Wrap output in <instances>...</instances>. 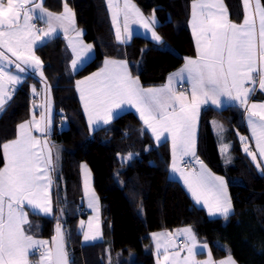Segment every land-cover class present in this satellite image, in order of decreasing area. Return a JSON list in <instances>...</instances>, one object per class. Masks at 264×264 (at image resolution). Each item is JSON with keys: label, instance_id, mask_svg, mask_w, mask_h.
Listing matches in <instances>:
<instances>
[{"label": "trees", "instance_id": "1", "mask_svg": "<svg viewBox=\"0 0 264 264\" xmlns=\"http://www.w3.org/2000/svg\"><path fill=\"white\" fill-rule=\"evenodd\" d=\"M133 1L146 15L155 13L159 35L180 57L195 55L189 28L192 0ZM224 1L231 19L241 22V0ZM66 2L75 13L78 28L84 31L85 41L93 44L96 52L92 60L73 73L69 69L71 53L62 36L36 49L55 110L51 139L58 145L53 170V215H33L39 236L53 241L56 225L61 222L70 264H156L150 234L191 226L197 239L209 245L214 259L230 254L239 264H264V174L242 150V110L206 107L201 114L198 155L214 173L225 177L234 208L226 219H211L195 205L181 183L169 177L168 141L156 144L132 112L90 132L75 90L76 80L98 70L106 58L126 59L143 87L159 86L173 69L166 50L141 35L121 44L106 0ZM43 4L60 13L65 0H44ZM40 85L39 79L28 75L2 109L0 145L15 138L18 125L28 120L32 88L40 89ZM60 121L65 123L64 128L60 129ZM213 121L226 128L225 137L234 155L227 165L221 158ZM130 153L133 158L124 160ZM82 162L92 171L108 235L107 240L91 244L81 241L80 224L86 216L79 215V209L84 207ZM3 165L0 147V169Z\"/></svg>", "mask_w": 264, "mask_h": 264}, {"label": "snow or ice", "instance_id": "2", "mask_svg": "<svg viewBox=\"0 0 264 264\" xmlns=\"http://www.w3.org/2000/svg\"><path fill=\"white\" fill-rule=\"evenodd\" d=\"M242 3L244 19L236 24L230 21L222 0H192L191 24L196 37L197 58H186L183 68L170 75L168 84L163 87L143 88L139 79L131 76L127 63L118 60H105L99 72L77 81L90 127L110 123L114 109L134 107L157 143L171 138L172 171L183 177L197 203L203 202L210 214L219 213L225 219L232 210L227 184L195 157V128L201 104L219 106L221 97L227 98V101H238L248 113V124L258 150H251L247 138L241 137L243 151L258 169L261 168L257 155L264 158V103L249 106L248 101L257 83L264 90V5L261 0H242ZM107 4L116 26V37L121 42L131 39L130 23L150 30L152 40H162L154 30L157 24L154 12L151 18H145L131 0H123L122 3L121 0H107ZM121 18L125 33L123 37ZM33 21L44 22L47 30L37 28ZM58 28L65 35L70 29L76 33V39H70L69 44L75 55L71 65L77 70L78 63H84L82 57H87L91 52L92 45L84 44L79 39L82 32L76 30L75 13L67 6L66 0L64 11L59 15L48 12L43 7V0H0V65H3L0 66V110L11 99L13 89L8 85L22 82L20 75L8 69L14 66L18 73L32 69L43 77V62L34 54V46L37 41L51 38ZM5 50L11 56L6 55ZM185 78L191 84V99L173 87L174 80L183 81ZM50 124V117H46L44 111H41L39 120L33 114L31 121L18 126L19 136L16 140L0 145L7 161L0 169V264H29L30 252L34 255V250L38 248L42 249V264H68L59 224L53 241L54 250L48 247V241L34 240L23 227L28 223L25 205L30 206L34 214L52 212L49 197L51 152L49 149L45 155L40 148L41 141L33 135V131L41 134L47 132ZM217 128L223 131L222 125H217ZM227 149L225 145L222 151L226 152ZM184 156L195 158L199 169L189 171L178 167V161ZM132 158L133 154L130 153L123 159ZM84 167L87 175V166ZM97 200L94 191L91 192L89 207L95 208ZM81 227H84L83 221ZM83 235L85 241L96 240L100 235L98 218L95 225L89 221ZM162 235L170 236L161 233L154 234L153 238L157 240L158 252L163 247V260L167 264L170 260L169 247L159 243ZM177 235L183 236L191 246L186 245L187 256L183 259L180 258L179 249L171 254V264H199L194 259L196 237L192 229L177 230ZM204 264H213V261L209 259ZM220 264H235V261L229 256Z\"/></svg>", "mask_w": 264, "mask_h": 264}, {"label": "crops", "instance_id": "3", "mask_svg": "<svg viewBox=\"0 0 264 264\" xmlns=\"http://www.w3.org/2000/svg\"><path fill=\"white\" fill-rule=\"evenodd\" d=\"M43 1H44V0H43ZM106 1H107V0H106ZM222 2H223V5L225 6V8H226V10H227V12H228V15H229V19H230V21L233 22V23H236V22H234V21L231 19V17H230V12H229V9H228V7H227L225 1L222 0ZM241 4H242V8H243V19H244L245 9H244V6H243V3H242V0H241ZM261 4L263 5L262 0H261ZM64 5H65V4H64ZM107 5H108V4H107ZM191 5H192V2H191ZM67 6H68V5H67ZM43 7H44L48 12H51V13H53V14H57V15L63 13V11H64V8H63V10H62L60 13H56V12H53V11L47 9V8L44 6V4H43ZM68 7H69V6H68ZM109 11H110V10H109ZM151 15H152V14H151ZM155 18H156V21H157V24H158V19H157L156 15H155ZM111 19H112V18H111ZM243 19H242V21H243ZM191 20H192V7H191L190 18H189V28H190L191 35H192V39H193V43H194V46H195V55H194V56H187V57H180V56L175 52V50H174L170 45H168V44L164 41L163 38H162V40H161L160 42H157V41L152 40V39L150 38V30H148V29H144L143 26H140V25H138V24H135V26H134L133 28H129V29L131 30V32H132V37H133L134 35L139 34V35H142V36H144V37L149 38L154 44L163 47V48L166 50V59H167V61L170 63V65H171L172 68H173L172 71H171V73L168 75L166 81H165L163 84H161V85H159V86H153V87H143V86L141 85V83H140V85H141L143 88H145V89H147V88H160V87L165 86L166 84H168V78H169V76L172 75L173 73H177V72H179L180 69L183 68V66H184V64H185V62H186V58H191V59H195V58H197V54H198V53H197V46H196V37L194 36L193 31H192ZM242 21L239 22V23H236V24H240V23H242ZM33 22L36 24V27H37V28L47 30V25H46L44 22H42V21H33ZM157 24L154 26V28H156ZM75 28H76L77 31H81V32H82V35L79 37V39L82 40L84 44L92 45L91 52L87 55V57H82V59H84V63H83V64H79V63H78V69H77V70H74V69L72 68V65H71L72 60L75 59V55H74V53H73V51H72V47H71L70 44H69V40H70V39H76V33L73 32V31H71V29H70L69 32L65 35L64 32H63V30L60 29V28H58L57 31H56L55 33L52 34L51 38H47V37H46V38H44L43 41H37V44L34 46V54L36 53V49H37L40 45H42V44H44L45 42H47L48 40H51V39H53V38H55V37H57V36H59V35L62 36V37L64 36L63 38H64V41H65V44L67 45V47L69 48L70 53H71V61H70L69 68H70V70H71L73 73H75V72L78 71L80 68H82L85 64H87L90 60H92V59L94 58V56H95V52H96V51H95V47H94V45L91 44V43H88L87 41H85V39H84V31H83L82 29L78 28V26H77V24H76V21H75ZM114 30H115V28H114ZM156 30H157V29H156ZM156 33H157V32H156ZM121 34H122V37L125 35V33H124V29H123V31L121 32ZM157 34L159 35V33H157ZM159 36H160V35H159ZM132 37H131V38H132ZM160 37H161V36H160ZM117 40H118V39H117ZM130 40H131V39L126 40V41H124V42H121V40H119V42H120L121 44H126V43H128ZM166 44H167V45H166ZM169 46H170V47H169ZM5 52H6V50H5ZM8 54H10V53H7V52H6V55H8ZM13 59H14V57H13ZM105 60H118V61H125V62L127 63V65H128V71L130 72L131 76H132L133 78H138V77H136V76L131 72V70H130V66H129V63L127 62L126 59H124V58H106V59H104V61H103V63H102V66H101L98 70H96V71H94V72H92V73H90V74H88V75H86V76H84V77H81V78H79V79L76 80V82H75V90H76L77 96H78V98H79V101H80V104H81V108H82V110H83V113H84V115H85V117H86L87 125H88V128H89L90 132H94V131H96V130H98V129L104 127V126L109 125L112 121H114V119H116L118 116H120V115L123 114V113H126V112H132V113H134V114L138 117V119L140 120L141 124L143 125V129H145V130L148 131V133L152 136V138H153V140H154V142H155L156 144H160V143H162V142H165L164 140H162V142H160V143H157V142H156L155 137L153 136V134L151 133V131H150L149 129H147L146 125H144L143 121L141 120L140 115H139V112H138L134 107H132V106H124V107L121 108V109H114V110H113V111H114L113 118H112V120L110 121V123H108V124H99V125H97V124H93L91 127L89 126L88 115H87V113L84 111V108H83V102H82L81 99H80V92H79V90H78V88H77V81L85 80L87 77L92 76L94 73L99 72V71L101 70V68L104 67V62H105ZM4 63L6 64V62H4ZM0 66H3V65H0ZM8 70H11L14 74H18V75H20L21 78H22V82H21V83L16 84V85H8V87H10V88L13 89V91H12V93H11V99H12L13 96L16 94V92H17V90L20 88V86L24 83V81H25V79L27 78L28 75H30V76H32V77H35L36 79H39V77H41V76L38 75V74L35 75V74L30 73V72H29L30 69H27L24 73H18V72L15 70L14 66H11ZM41 78H44V72H43V77H41ZM254 78H255V74H254ZM138 79H139V78H138ZM39 80H40V79H39ZM40 81H41V80H40ZM139 82H140V81H139ZM35 84H36V83H35ZM37 85H38V84H37ZM40 86H41V85H40ZM173 87L176 89V91H177L178 93H179V92H184L186 95L189 96V99H191V84H190V82H188V80H187L186 78H185L183 81H175V80H174V81H173ZM34 88H35V92H36V89H39V88H36V87H34ZM254 88H255V90H254L252 93H250V96H249V101H248L249 106H250L252 103H256V104L264 103V90H261V89L259 88L258 83L254 86ZM31 98H32V99L34 98L35 101L38 100V97H37L36 93L34 94V92H33V88H32ZM11 99H10V100H11ZM10 100H7V101H6V103L4 104V107H5V105H6ZM34 100H32V102H33ZM4 107H3V108H4ZM53 107H54V105H53ZM206 107H212V108H214V109H216V110H218V111H220V110H222V109H225V108H228V107H238V108H240V109L242 110V112H243V125H244V132H243L242 134H240V138H241V137H245V138H247L249 148H250L251 150H253V151H257V152H258V150L256 149V145H255V139H254V137H253V135H252L251 127H250V125L248 124V113H247V111L245 110V108H244V107H241V106L239 105V102H238V101H227V98H225V97H221V104H220L219 106H217V105H212L211 103H209V104H201V105H200L199 115H198V118H197V121H196V128H195V157H198V158H199L198 150H197V147H198L199 127H200L201 114H202L204 108H206ZM1 111H2V110H0V113H1ZM40 111H41V110L38 108V106H35V105L32 103L31 110H30V113H29V118H28V120H26L25 122H29V121H31V120L33 119V114H34V118H35L36 120H38V119L40 118ZM25 122H23V123H25ZM53 122H54V121H53ZM215 122H216V121H215ZM216 124H218V123H216ZM18 126H19V125H18ZM52 129H53V127H52ZM51 133H52V131H50V132L47 131V132L42 133V134H41V133H38V132H36V131H33V135H34L38 140L41 141L40 148H41L43 151H44V144H43V142L45 141V139H44L43 136L47 135V137H48L49 139H51ZM166 135H167V134H166ZM18 136H19V128L17 127L15 138H13V139H11V140L5 142V143H9V142H11V141H13V140H16V139L18 138ZM166 141H168V143H169L170 156H171V160H170V163H169V173H168V174H169V177L172 178V179L178 180V181L181 183L182 187H183L184 190L187 192V194H188L189 197L192 199V201L195 203V205L198 206V207H200V208H202V209H204L205 212H206V214L208 215L209 218H211V219H217V218L225 219V218H224L221 214H219V213H216V214H210L209 211H208L207 206L204 205L203 202L197 203L196 199L193 197V195H192L191 192L189 191L188 186L184 183V179H183V177H182L178 172H173V171H172V168H171V164H172V143H171V138L169 137ZM243 148H244V144L242 143V150H243ZM2 150H3V149H2ZM243 152H244V151H243ZM244 153H245V152H244ZM245 154L247 155V153H245ZM3 157H4V165H3V167H4L5 164H6V162H7V161H6V158H5V156H4V153H3ZM248 157L251 159V157H250L249 155H248ZM186 158H189V159H191V160L193 161V163H194V167H193V168H195V169H197V170L199 169V164L195 163V158L190 157V156H184L181 160H179V161H178V167L184 168V167L181 165V162H182L183 159H186ZM257 160L260 161V163H261V168H260V169H258L257 167H256V168L259 170V172H261V173L264 174V171H262V170H264V158H261L259 155H257ZM251 161H252V159H251ZM202 162L204 163V165H206L207 169L210 170L211 173H213V171L210 169V167H208V165L206 164V162H204V161H202ZM252 162H253V161H252ZM253 164L255 165V162H253ZM3 167H2V168H3ZM2 168H1V169H2ZM193 168H184V169L190 171V170H192ZM213 174H214L215 176L222 177V178L224 179V181L226 182V184H227V181H226L225 177L220 176V175L215 174V173H213ZM227 192H228V196L230 197V199H231V203H232V210L230 211V213H229V215H228V217H229V216L233 213L234 208H233V202H232V194H231V190H230V187H229L228 184H227ZM49 194H50L51 199H52V188H51V186L49 187ZM84 207H85V206H84ZM24 211L27 213V218H28V217L30 218V222H28L27 224L23 225L26 234L31 235L33 238L49 240V242L51 243V242H52L51 239H49V238H43V237H40V236H39V234H38V232H37V230H36V228H35V227L37 226L38 223L35 222V219H34V216H33V215L52 216V215H53V212H54L53 202H52V213L49 214V215H42L43 213H40V214H34V210H32V209L30 208V206H27V205H25V207H24ZM228 217H227V218H228ZM184 228H186V227H182V228L180 227V228H176V229H174V230H170V231H164V230H163V231H156V232L151 233L150 238H151V240H152V242H153V246H154V249H155V260H156V264H158V262H157V261L159 260L158 257H163V247L160 248L159 252L157 251V247H156V245H157V240H155V239L153 238V235H154V234H161V233L170 234V236H164V235L160 236L159 243H160L161 245H165V244L168 245V247H169V254H170V261H171V254H173L177 249L180 250V258L183 259L184 257L187 256L186 247H184V246H185V242H186V240H185V238H184L183 236H178V235H177V230H181V229H184ZM192 231H193V229H192ZM193 233H194V235H195V237H196V246H195V247L198 246L197 244H206V243L200 242V241L197 239V236H196V234H195L194 231H193ZM173 244L175 245V247H172ZM190 246H191V245H190ZM208 246H209V245H208ZM196 251H197V250L194 249V252H195L194 259H195V258H207V253H208L207 249H203L202 252H196ZM31 255H32V254H31V252H30L29 257H28L29 259H30ZM229 256L232 258V260L235 261V264H239V263L233 258V256L230 255V254L226 255L225 257H223V258H221V259H225V260H226ZM38 260H39L38 263H39V264H42V262L40 261V259H38ZM195 260H196V259H195ZM215 260H216V259H215ZM218 260H219V259H218ZM160 261H161V260H160ZM196 261H197V260H196ZM205 261H206V260H205ZM199 262H201V261H199ZM163 264H166V262H164ZM213 264H218V263H217V261H215Z\"/></svg>", "mask_w": 264, "mask_h": 264}, {"label": "rangeland", "instance_id": "4", "mask_svg": "<svg viewBox=\"0 0 264 264\" xmlns=\"http://www.w3.org/2000/svg\"><path fill=\"white\" fill-rule=\"evenodd\" d=\"M122 2H123V0H121V3ZM131 3H133V4L136 5V7L140 10V12L143 13V15H144L145 18H151L152 17V15H146L137 6V4L133 0H131ZM69 8H71V7L69 6ZM110 15H111V12H110ZM134 26H135V24H132V23L129 24V28H133ZM140 26H142V25H140ZM113 27L115 28V34H116V26L114 24H113ZM120 28H121V32H122L123 31V20H122V18L120 20ZM154 30L158 33V31L156 30V28H154ZM137 35H139V34H137ZM121 36H122V34H121ZM35 55L38 57V55L36 53H35ZM8 56H11V54H8ZM29 72L32 73V74H35V75H37V74L40 75L38 71H34L32 69H30ZM39 79L41 80V87H40V89H36V92H35L36 95H37V97H38V100L35 101L34 98H33L34 101L32 103L35 106H38V108L41 111H44L46 117H50L51 124H50V128L48 130V132H50V131H52V127H53V124H54V122H53L54 121V115H55V110H54V107H53V99H52V96H51V91H50L49 84L46 82V80L44 78L39 77ZM41 111H40V113H41ZM212 125H213V130H214V132L216 133V135L218 137L219 150H220L221 158H222L223 162L227 165V164H229L230 162L233 161L234 155L230 151L231 144H230L229 141H227V139L225 137L226 136V133H225L226 128L222 124H220V123L216 124V122H214V121H213ZM217 125H222L223 126V131H219L218 128H217ZM64 126H65V123L64 122L63 123L61 122L60 123V129L61 128H64ZM43 137L45 139V141L43 142V144H44V151H43L44 154L47 155L49 149H50V152H51L52 165H51V168L49 169V176H50L51 181H52V183H51L50 186L53 189L54 182H55V173L53 172V170H54V167H55L56 158H57V154H58V152H57L58 145L52 139H49L47 137V135H45ZM225 145L228 146V149H227L226 152L225 151H222V149H223V147ZM84 166H87V175H86V170H85V167ZM80 170H81L82 187H83V204H84V206L86 207V209L88 211L87 215L84 218L81 219V221L84 222V227L82 228L81 227V224H80L82 244H91V243H94V242H97V241L107 240L108 239V235L106 234V230H105L104 209H103V206H102V204L100 202V199L98 197V194H97V192H96V190L94 188L92 171H91L89 165L86 162H82L81 167H80ZM218 175H220V174H218ZM220 176H223V175H220ZM86 181H87V191H86ZM93 191L95 193V196L98 198L97 204H96V207L95 208L89 207L90 193L93 192ZM49 197H50V200H51V207H52V199H51L50 194H49ZM42 215H49V214H42ZM97 218H98V222H99V225H100V235L97 236V238H96L95 241H85L84 240L83 233L85 231H87V225H88L89 221H92L93 225H95L96 222H97ZM27 220H28V222H30V218L29 217L27 218ZM39 227L41 228V225H39ZM183 227L193 229L191 226H183ZM193 231H194V229H193ZM33 239L34 240L48 241L49 242V240H45V239H37V238H33ZM151 243L153 244V242H151ZM51 244H52V242L51 243L50 242L48 243V247L49 248H51ZM186 245L187 246H190V244H188V242H185V246L184 247H186ZM197 245L198 246L194 248L195 250H197L196 252H202L203 249H207V251H208L207 258H195L197 260V262L201 261V262H199V264H204L205 260L208 261L209 259H211L213 261V263L215 261H217L218 264H220L221 261H224L225 260V259L215 260L212 257V255H211L210 248H209L208 244H197ZM204 245H206L207 247L205 248ZM153 255H154V258H155V249H154V246H153ZM158 259H159L157 261L158 264H163L165 262L163 260V257H158ZM33 262H34V258L31 256L30 259H29V264H33ZM38 262H39V260L36 262V264H39ZM155 263H156V260H155ZM167 264H171V261L169 260V262H167Z\"/></svg>", "mask_w": 264, "mask_h": 264}, {"label": "built area", "instance_id": "5", "mask_svg": "<svg viewBox=\"0 0 264 264\" xmlns=\"http://www.w3.org/2000/svg\"><path fill=\"white\" fill-rule=\"evenodd\" d=\"M199 160L200 161H203L202 158L199 157ZM181 165L184 167V168H193L194 167V163L191 159L189 158H186V159H183L182 162H181ZM88 211L85 207H81L79 209V215L81 216H85L87 215ZM35 251V254L31 255L33 258H34V262L33 264H36V262L38 261V259H40V252L42 251V249H36L34 250Z\"/></svg>", "mask_w": 264, "mask_h": 264}, {"label": "water", "instance_id": "6", "mask_svg": "<svg viewBox=\"0 0 264 264\" xmlns=\"http://www.w3.org/2000/svg\"><path fill=\"white\" fill-rule=\"evenodd\" d=\"M57 224H59L60 225V227H61V231H62V234H63V242H64V247H65V237H64V231H63V224L61 223V222H59V223H57ZM57 226V225H56ZM56 238V232H55V237H54V239ZM54 239H53V241H54ZM53 241H52V244H51V249H55V244L53 243ZM65 251H66V248H65ZM67 253V252H66ZM67 259H68V264H70L69 263V258H68V254H67Z\"/></svg>", "mask_w": 264, "mask_h": 264}]
</instances>
